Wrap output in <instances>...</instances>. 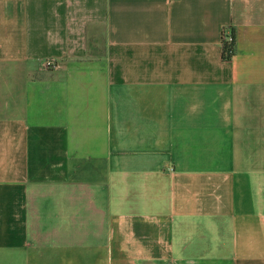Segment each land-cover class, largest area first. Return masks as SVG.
<instances>
[{
  "label": "crops",
  "instance_id": "obj_1",
  "mask_svg": "<svg viewBox=\"0 0 264 264\" xmlns=\"http://www.w3.org/2000/svg\"><path fill=\"white\" fill-rule=\"evenodd\" d=\"M0 264H264V0H0Z\"/></svg>",
  "mask_w": 264,
  "mask_h": 264
},
{
  "label": "built area",
  "instance_id": "obj_2",
  "mask_svg": "<svg viewBox=\"0 0 264 264\" xmlns=\"http://www.w3.org/2000/svg\"><path fill=\"white\" fill-rule=\"evenodd\" d=\"M221 40H222L223 47H224V44H226L227 46L225 51L223 50V52L227 55H232L235 51V41H234L233 33L226 29L223 30ZM50 65H52V61L50 60L46 61L45 66L49 67Z\"/></svg>",
  "mask_w": 264,
  "mask_h": 264
},
{
  "label": "trees",
  "instance_id": "obj_3",
  "mask_svg": "<svg viewBox=\"0 0 264 264\" xmlns=\"http://www.w3.org/2000/svg\"><path fill=\"white\" fill-rule=\"evenodd\" d=\"M226 47H227L226 44H224V47H223V50H224V51H225ZM231 56H232V55H227V54H225V53L223 52V57H224V58L229 59Z\"/></svg>",
  "mask_w": 264,
  "mask_h": 264
}]
</instances>
